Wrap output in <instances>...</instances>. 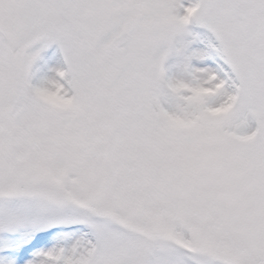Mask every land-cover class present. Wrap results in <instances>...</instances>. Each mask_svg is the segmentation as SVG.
Segmentation results:
<instances>
[{
	"label": "snow or ice",
	"instance_id": "6c2138e0",
	"mask_svg": "<svg viewBox=\"0 0 264 264\" xmlns=\"http://www.w3.org/2000/svg\"><path fill=\"white\" fill-rule=\"evenodd\" d=\"M0 264H264V0H0Z\"/></svg>",
	"mask_w": 264,
	"mask_h": 264
}]
</instances>
